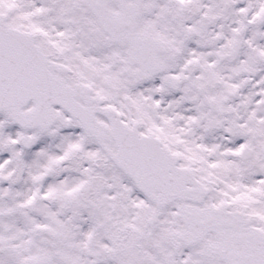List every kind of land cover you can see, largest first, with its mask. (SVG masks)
Listing matches in <instances>:
<instances>
[{
  "label": "rangeland",
  "instance_id": "374dc122",
  "mask_svg": "<svg viewBox=\"0 0 264 264\" xmlns=\"http://www.w3.org/2000/svg\"><path fill=\"white\" fill-rule=\"evenodd\" d=\"M86 1L0 0V13L8 25L35 32L46 52L71 69L68 83L88 84L123 120L168 145L173 135L180 138L179 164L209 190L201 206L229 201L264 230V0H146L140 29L167 45L161 58L167 72L183 78L178 89L164 86L161 76L135 83L129 45L110 42ZM236 38L241 51L226 61ZM232 67L238 71L230 76ZM199 83L218 99L222 115L205 106ZM54 112L47 131L23 129L0 112V264H39L44 255L48 264H115L104 249L112 231L103 221L107 205L120 218L113 223H135L144 232L138 264H228L211 256L205 242L172 244L182 230L173 204L150 226L149 197L104 164L97 141L67 111L55 106ZM24 133L39 134L28 150L21 146ZM245 147L253 152L247 159ZM36 226L47 231L33 239Z\"/></svg>",
  "mask_w": 264,
  "mask_h": 264
},
{
  "label": "water",
  "instance_id": "95a60500",
  "mask_svg": "<svg viewBox=\"0 0 264 264\" xmlns=\"http://www.w3.org/2000/svg\"><path fill=\"white\" fill-rule=\"evenodd\" d=\"M111 1L89 0L88 4L112 41L128 43L131 46V64L138 63L143 69L160 71L161 68L156 65L157 57L150 52L144 42L149 40L150 43L160 48L161 46L154 39L146 35L141 37L135 32L144 9V0H133L129 7L125 0H120V12H112L109 9ZM3 19L1 16L0 110L10 111L13 119L24 126L38 125L46 129L55 120L52 104H60L77 117L89 133L100 135L95 120L96 110L90 112L89 109L80 107L75 100L76 90L54 75L52 70L54 64L33 45V37L28 33L6 29ZM152 74H146L137 80L148 78ZM168 79L169 77L165 78ZM31 99L35 100L36 107L28 112H22L21 107ZM85 101L90 103L88 97ZM100 111L113 122L110 109L101 108ZM123 125L120 121L113 123L119 149L118 155H114V158L134 177L137 184L159 203L177 196L196 199L193 196L194 189L185 186L186 182L193 183L194 180L191 177L186 179L185 176L181 178L186 171L176 169L172 164L168 165L158 143L154 147L149 141L127 132ZM169 169L173 174L168 173ZM156 191H161L162 195L156 196ZM178 215L186 223L187 229L183 238L189 243L214 230L219 239L215 251L230 264H264V232L246 227L249 220L245 219L242 213L228 212L226 207L221 206L206 210L186 208Z\"/></svg>",
  "mask_w": 264,
  "mask_h": 264
},
{
  "label": "flooded vegetation",
  "instance_id": "af4514ba",
  "mask_svg": "<svg viewBox=\"0 0 264 264\" xmlns=\"http://www.w3.org/2000/svg\"><path fill=\"white\" fill-rule=\"evenodd\" d=\"M135 125L136 124H134V126ZM139 127L140 126L138 125L137 128ZM172 138L174 141L180 142V138L174 135L172 136ZM108 142L110 143V145L114 144L113 141H108ZM162 145L167 148L163 140H162ZM108 159L109 158H106L105 164H107ZM116 167L121 174L123 175L126 174L121 168H119L118 166ZM103 204L104 203H102L101 206H103ZM106 208L107 209L104 211L103 214L104 226L105 225L107 226V231L110 229L112 230L109 231V234H107V236L105 237L104 249L106 252L107 259L116 261L115 264H138L135 255L138 249L141 248V241L142 238L145 236V234H143L144 232H141L139 226L136 225L135 223H133L130 226L127 223H125L124 220L123 223H119V222L113 223L115 221L114 218H112L113 214L111 215L109 214L110 210L112 211L113 209H111L109 205H107ZM158 210L159 209H157V212ZM117 217L119 218L118 215ZM155 217L156 215L154 216V218L149 219L148 222L153 224L154 220H156ZM179 242L181 241L177 240V243ZM126 257L130 258V262L127 263L125 261ZM107 264H110V262H107Z\"/></svg>",
  "mask_w": 264,
  "mask_h": 264
},
{
  "label": "bare ground",
  "instance_id": "6f19581e",
  "mask_svg": "<svg viewBox=\"0 0 264 264\" xmlns=\"http://www.w3.org/2000/svg\"><path fill=\"white\" fill-rule=\"evenodd\" d=\"M144 43H145L146 46H150L147 42H144ZM146 43H147V44H146ZM38 232H39V228H37L36 233H38ZM36 238H39V236L37 235Z\"/></svg>",
  "mask_w": 264,
  "mask_h": 264
}]
</instances>
